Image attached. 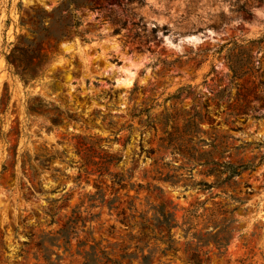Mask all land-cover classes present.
<instances>
[{"label":"rangeland","instance_id":"1","mask_svg":"<svg viewBox=\"0 0 264 264\" xmlns=\"http://www.w3.org/2000/svg\"><path fill=\"white\" fill-rule=\"evenodd\" d=\"M263 35L264 0H0V264H83L97 242L122 264H189L194 232L204 264H264V116L230 115L264 78L233 70L264 65V43H251ZM197 111L213 121L196 127ZM214 131L216 159L253 165L203 189L222 169L196 158ZM214 202L227 210L216 224L189 219ZM161 203L177 252L166 230L141 226ZM78 213L66 242L57 231Z\"/></svg>","mask_w":264,"mask_h":264},{"label":"trees","instance_id":"2","mask_svg":"<svg viewBox=\"0 0 264 264\" xmlns=\"http://www.w3.org/2000/svg\"><path fill=\"white\" fill-rule=\"evenodd\" d=\"M251 43L258 44L259 46L262 45L264 43V35L262 37H259L257 39L252 40ZM17 48H18V46H16L11 53L12 57L14 58L15 61L19 59L17 56H15V52L17 51ZM32 52L33 53L29 57V61H32L37 56L36 50H34ZM262 60L263 59L261 58L260 63H259L260 65H259L257 70H255L254 62H252V61L249 62L250 67L247 68L246 70H242V72H240V73H237L238 70L233 68L234 72H236L235 75L241 77V76H244L248 72L254 73V71H257V72L260 71L264 67ZM8 62L14 63L13 60H11L9 57H8ZM28 68H29V66H26L23 68H20V66H17V68H16V71L21 75V77L25 81L29 80V77H30V73H29ZM263 75H264V71L262 73V76ZM263 84H264V78L260 79L258 82H253L252 87L240 88L237 95H236L235 103H233V105L231 107L232 110H231L230 115L233 117H238L241 115H247L249 113H252V116L254 118L258 119V118L263 117L264 116L263 113H261V112L256 113V111H258L260 109V107L264 105V97L259 95V93H258V89L261 88V86ZM262 91L264 93V89H262ZM250 94L255 95L256 101L261 103L260 106L252 105L253 100L250 99V97H249ZM207 107H209L208 104H207ZM196 119H199V123L207 121V120L210 122L213 121V119L210 117L208 112L206 114H201L200 111H197L196 113H194L191 116V121H192L193 125L198 127L199 123ZM231 121L234 122V120H231ZM199 130H200V128H199ZM198 143L205 144L206 140L205 139H199ZM208 144L210 145L211 149L203 151V152H199L200 153L199 156L196 157L198 163H200L201 165L210 166L209 168H222V169H220V170H215V169L208 170L209 174L215 173L216 181L214 183L204 182V185H206V188H203V189H209L215 185H221L227 179L233 177L234 174H239V169L240 170L247 169L249 167H252V165H253L250 163H241V164L235 165V164L231 163L229 160L220 161L219 159H216L215 158L216 156H218L219 158H222L224 156V153L226 152V143L223 142L222 140H220L219 135L215 131L212 133ZM178 149H180V148H178ZM263 158H264V153L261 156V160ZM104 171L107 172L108 170L105 169ZM215 171H218V172H215ZM227 171L229 172L228 176L223 178V173H225ZM103 173L104 172H101V174H103ZM98 193L100 194V197H102V199H104V194L102 193L101 189L98 191ZM204 202L205 201L201 202V204ZM214 204L217 207L205 208L204 212H206V213L202 212V213L198 214L197 207L192 208V209H188V213L190 214L189 219L192 220L193 216H195V217L200 216V217H202V221L205 222V225H207L210 222L216 224L218 217L222 214H225L227 212V210L224 209L223 206H221V204L218 202H214ZM93 205L94 204H92V206ZM56 214H57V212H52L53 216ZM142 218H143V221L141 223V226H142L143 230H146L147 228H150L153 231L155 229H158L160 234H163L164 230H166L168 238L165 239L164 236L162 235L161 239H163L167 243L168 249H173L175 252L178 251L177 248H175L173 245V239H172V234H171V229L178 224V221H177L175 213L170 211L167 208L165 203H161L157 207L156 214H155V222L152 225L148 224L147 219L144 216ZM79 220H83V222H84L86 220V217H82L81 215H79V213L76 216H72L67 221V223L65 225L66 227L60 229L59 231H57V233L60 236H63L65 238L66 242H69V237L71 235L70 233L76 232ZM221 220H223L224 222H227V223L224 224L220 230L216 231V233L213 234L214 241H215L216 245H218V246L226 244V239H227L226 236H221L220 234H221V232L226 230L227 226L232 222L231 219H228L226 217H224ZM191 228H195V226H193L192 223L190 224L188 230H190ZM193 234L198 236L199 241L195 245H193L191 242L186 243V247H185L186 258H185V260L189 264H204L209 260V256L204 257V254H206L207 251L202 252L201 246L205 245L208 240H206L205 238H203L201 235H199L196 232H194ZM82 243H84V242H82ZM98 245H99V243L97 242L91 246V252L87 254L86 257H88V258H86V260L84 261L83 264H122L119 260L112 259L109 256V252L107 250L100 249V252L102 255H99L98 254L99 251L97 250ZM125 255L126 254H123V256H125ZM149 256L150 255H144L143 258L147 259ZM50 264H52V262H50Z\"/></svg>","mask_w":264,"mask_h":264}]
</instances>
